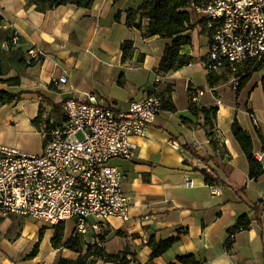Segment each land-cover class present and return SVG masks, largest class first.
<instances>
[{
  "label": "crops",
  "instance_id": "1",
  "mask_svg": "<svg viewBox=\"0 0 264 264\" xmlns=\"http://www.w3.org/2000/svg\"><path fill=\"white\" fill-rule=\"evenodd\" d=\"M142 1L95 0L91 8L66 4L42 11L26 0H0V90L21 94L11 103H0V126L9 131L0 143L41 153L44 133L63 124L62 106L69 97L94 96L101 106L126 110L132 99L156 94L162 105L173 104L176 110L162 107L146 135L131 138L139 146L133 159L110 161L123 173L130 219L113 216L99 230L90 229L83 252L102 234L106 252L127 251L129 264H169L185 254H194L203 264H264V173L249 177L248 158L231 129L237 119L250 133L254 156L264 167V67L254 71L240 91L225 82L211 86L204 63L209 36L203 16L196 12L192 44L181 50L190 62L160 72L168 39L142 35L149 25L147 17L140 20L141 28L125 24L127 11ZM15 30L19 44L5 49L4 42ZM125 40H132L134 47L124 61ZM32 48L42 51L40 60L30 58ZM16 76L18 85L6 82ZM193 90L202 93L197 105L190 98ZM212 107L217 108L214 117L202 112ZM31 133L42 142L40 152L19 142ZM27 143L31 146L29 139ZM204 171L213 176V183L206 181ZM213 186L221 187L222 194H215ZM245 214L249 220L243 228L239 217ZM42 229L46 234L42 222L32 217L13 214L0 219V264H57L61 256L79 255L65 246L55 247L53 230L49 243L42 240ZM151 237L178 240L151 258ZM37 243V252L30 256ZM96 264L115 263L99 259Z\"/></svg>",
  "mask_w": 264,
  "mask_h": 264
},
{
  "label": "built area",
  "instance_id": "2",
  "mask_svg": "<svg viewBox=\"0 0 264 264\" xmlns=\"http://www.w3.org/2000/svg\"><path fill=\"white\" fill-rule=\"evenodd\" d=\"M193 6L209 36L205 68L226 77L225 83L237 90L243 65L264 55V0H202ZM20 38L15 30L3 47L17 46ZM28 54L35 61L43 55L37 48ZM201 94L190 91L193 104ZM62 107L64 122L44 133L41 153L0 143V219L15 214L51 225L71 220L79 235L99 230L109 217L128 221L131 201L123 189L124 176L110 161L136 156L139 146L131 138L146 135L162 111L160 97L132 99L126 110L101 106L94 96L69 97ZM253 120L257 122L256 115ZM212 190L223 192L216 186Z\"/></svg>",
  "mask_w": 264,
  "mask_h": 264
},
{
  "label": "trees",
  "instance_id": "3",
  "mask_svg": "<svg viewBox=\"0 0 264 264\" xmlns=\"http://www.w3.org/2000/svg\"><path fill=\"white\" fill-rule=\"evenodd\" d=\"M202 0H143L136 9H130L126 13L125 24L127 26H137L141 28L140 20L144 17L149 19L148 28L142 32L144 37L159 35L168 39V44L162 55L158 70L160 72H169L184 67L191 60V57L181 52L182 47L192 44V35L190 30L194 28L192 19L196 13L193 4ZM95 0H26L28 6L35 5L42 11L54 9L61 5L74 4L78 7L91 8ZM120 18V14L117 15ZM138 20V21H137ZM14 33V32H13ZM12 33V35H13ZM11 35V37H12ZM10 37V38H11ZM10 38L7 40L9 41ZM134 43L132 40H125L122 43V60H127L132 56ZM264 67V55L260 60L249 61L243 65V75L240 79V85L236 91H240L246 84L251 74L254 71ZM226 77L219 76L215 73L208 74V81L211 86H216L225 82ZM7 83L18 85L20 78L18 76L7 79ZM20 93H14L9 90H0V103H11L20 98ZM163 108L176 110L173 104L162 105ZM217 108L212 107L209 111L202 109V112L215 116ZM206 120L211 121V118L206 117ZM232 133L239 142L242 150L246 154L249 161V177L257 179L264 173V168L261 162L254 156L253 140L250 133L245 130L237 119L232 124ZM205 179L209 183L214 182L213 176L207 171H204ZM261 202H264L263 200ZM248 215H241L239 223L246 228L248 225ZM56 228L55 235L52 237V243L55 247L65 246L68 249L79 253L75 259L67 257H59L57 264H96L99 259L104 261L114 262L115 264H129L127 258L128 252L110 254L106 252L101 242L104 241L102 234L98 235V240L94 243H88L87 249L83 252V244L78 240V235L75 230L64 241V233L66 222L62 221L53 225ZM43 229L41 230V236ZM178 237H170L164 240L156 241L153 237L148 243L152 246L151 258H155L167 251L176 241ZM38 250V243L30 253L33 256ZM169 264H203L194 254H185L177 257L176 262Z\"/></svg>",
  "mask_w": 264,
  "mask_h": 264
},
{
  "label": "rangeland",
  "instance_id": "4",
  "mask_svg": "<svg viewBox=\"0 0 264 264\" xmlns=\"http://www.w3.org/2000/svg\"><path fill=\"white\" fill-rule=\"evenodd\" d=\"M197 31L195 33V35L197 36ZM204 36L201 35V40L202 42H204ZM9 133V131L7 130V128L1 127L0 126V137L2 138L4 135H7ZM30 137L28 138L31 146L26 147V144H28V139H24V137L19 138V142L23 145V147L27 150L33 151V152H40V147H41V140L39 139V137L37 135H34V133H31V135H29ZM42 224L44 225V227H46L47 233L44 234L42 236V240H46L48 243L50 242V232L53 230V234L55 235L56 232V228L57 227H53L50 223L41 221ZM75 230V226L74 223L71 220L66 221V228H65V233H64V241H66L68 239V237L72 234V232ZM53 235V236H54ZM78 240L81 244H85L86 242L84 241V235H78Z\"/></svg>",
  "mask_w": 264,
  "mask_h": 264
}]
</instances>
